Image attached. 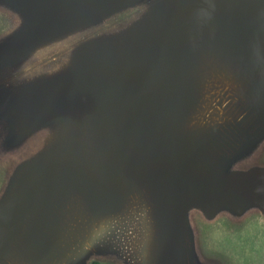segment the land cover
Wrapping results in <instances>:
<instances>
[{
    "label": "rangeland",
    "instance_id": "rangeland-1",
    "mask_svg": "<svg viewBox=\"0 0 264 264\" xmlns=\"http://www.w3.org/2000/svg\"><path fill=\"white\" fill-rule=\"evenodd\" d=\"M188 1L0 0V239L30 182L60 158L78 161L101 184L113 183L111 160L131 106L166 82L171 58L162 57L159 77L125 85L133 66L115 70L105 50L121 43L128 55L132 47L136 66L152 64L161 18ZM171 30L174 40L190 34L193 53L174 87L187 88L182 98L171 90L144 105L165 119L164 128L158 125L165 133L136 121L120 160L119 191L91 190L67 168L52 175L13 242L21 261L264 264V0H207ZM89 65L98 73L84 74ZM117 79V88L107 82ZM179 101L191 117L179 119ZM186 118L196 131L190 125L188 137L177 138ZM135 148L151 150L149 165L134 157ZM76 198L83 214L64 218V206Z\"/></svg>",
    "mask_w": 264,
    "mask_h": 264
},
{
    "label": "water",
    "instance_id": "water-1",
    "mask_svg": "<svg viewBox=\"0 0 264 264\" xmlns=\"http://www.w3.org/2000/svg\"><path fill=\"white\" fill-rule=\"evenodd\" d=\"M206 2L207 0H189L186 6L180 7V9L166 13L161 18L160 34L158 37H156V39L153 42V46L156 52L154 58H152L151 61L152 64L145 66L142 69L141 66L138 70L129 68L132 69L131 71L128 72L129 76L121 80L122 83L126 85L131 80L142 81L143 79L147 78V76L159 77L162 73V65H163L162 57H164V55L167 54V56L171 58L170 75L167 77L166 82L158 87L151 88L150 90L140 94L135 99L133 105L131 106L130 112L122 128L115 152L111 160L110 171H111L113 183L109 185H105V184H101L100 182H97L88 174L87 170L83 165H81L78 162H75L72 159L60 158L59 160H56L49 166H46L44 170L34 179V181L30 182L31 184L27 191L25 200L21 206L20 211L17 214L16 220H14L12 224L13 226L0 239V257L2 256L6 247L12 244L17 239L18 235L22 233L26 225V222L28 221L29 215L31 213V208L33 207L41 190L50 181L49 179L51 178V176L54 175L59 169L67 168L72 170L76 174V176L80 179V181L87 188L91 190L103 192L105 194H109L121 190L124 181L121 176V171L119 166L120 160L128 144L129 138L134 129V125L136 121L138 119H143L147 123L148 127L151 128L152 132L156 130L155 128H157L158 130V128L160 127V119H158L157 114L154 112L153 113L145 112L144 105L151 101L152 102L156 101L160 96L168 93L171 90H174L173 92L175 93L176 92L179 93V91L181 92L180 88L178 89L174 88L180 73L182 57L180 55L178 48L175 45V41L171 30L172 25H174L176 22L184 18H187L199 12L206 5ZM142 57L143 55H141L140 61L146 60ZM104 60L107 61V58L105 57ZM89 67L90 65L87 66V68L83 69L84 74L94 75L98 73V71H95L96 68L90 69ZM109 70L112 71V69ZM119 81L120 80L117 79L114 82L112 81H107V82L110 83L109 84L110 86L117 88L118 86H120V84H122ZM178 96H181L180 93L178 94ZM152 143L153 142H151V145ZM133 154L134 157H136L143 165H149L147 161H151L153 157L151 150L147 148H141V149L135 148L133 150ZM158 156H161V154ZM176 170H179V168L177 167ZM248 176L253 177L255 176V173H251ZM236 177L239 178L238 176ZM231 178L232 177L226 178L225 180H228L226 182L230 181L229 183L231 184V181H233V178L232 180ZM236 181L244 183L246 185L245 178L243 179L239 178ZM253 184L256 185V182ZM165 190L168 194V198H173L171 196L172 190H170L169 187H165ZM228 196H230V194L225 195V197H220L219 200H224ZM173 199L175 200V198ZM207 205L209 206V204Z\"/></svg>",
    "mask_w": 264,
    "mask_h": 264
},
{
    "label": "bare ground",
    "instance_id": "bare-ground-1",
    "mask_svg": "<svg viewBox=\"0 0 264 264\" xmlns=\"http://www.w3.org/2000/svg\"><path fill=\"white\" fill-rule=\"evenodd\" d=\"M262 2V1H261ZM262 6V5H261ZM263 10V9H262ZM263 14V13H262ZM195 15H197V13L195 14ZM195 15H193V16H195ZM211 17V16H210ZM196 25H197V23H196ZM199 28V27H198ZM198 31H200V29H197V32ZM192 35V34H191ZM153 38V37H152ZM155 40V39H154ZM175 41V45H176V47H178L179 49H180V53H181V66H180V73H179V76H181V74H182V72H185V69H186V72H188V63H189V57H191V53H193V51H192V44H191V41H192V38H191V36H190V34L189 33H181V32H179L178 34H177V37H176V39L174 40ZM124 42V41H123ZM126 42V41H125ZM132 42H134V41H132ZM154 42V41H153ZM128 43V42H127ZM121 44V43H120ZM120 44L119 45H117V44H115L114 46H111V47H108V48H106L107 50H105L107 53H106V57H107V62H108V64H109V66H111V67H113L115 70H121L123 67H126V66H128V65H132L133 66V68L134 69H139L141 66H136L135 65V63H136V61L138 60L137 59V57L135 56V58H134V54L135 53H132V47H130L131 49H128L129 50V52H130V55H128L129 53H127L128 51H126L125 49H124V46L123 47H121L120 46ZM190 44V45H189ZM210 44H214V42L211 40L210 41ZM190 47H189V46ZM133 46V45H132ZM211 46V45H210ZM127 48V47H126ZM145 48V47H144ZM147 48V47H146ZM138 50V49H137ZM214 50V49H213ZM204 51H207L206 49L204 50ZM135 52V51H134ZM140 54H141V52H140ZM153 54H155V52L153 51ZM214 54V53H213ZM204 55H206V54H204ZM200 58H202L204 61H206V58H211V54L209 53V54H207L206 56H200ZM137 59V60H136ZM133 61V62H132ZM147 63H149V65H150V62H147ZM137 64V63H136ZM98 67V66H97ZM125 69V68H124ZM123 70V69H122ZM198 70V69H197ZM185 72V73H186ZM227 72V71H226ZM225 75V74H224ZM179 76H178V79H177V81L179 80ZM182 78V77H181ZM184 78V77H183ZM184 79H186V77L184 78ZM177 81H176V84H175V87H176V85L179 83H177ZM181 81V80H180ZM183 83H184V80H183ZM180 85V84H179ZM177 87H179L178 85H177ZM183 87L181 86V90L182 91H185L187 88H184V89H182ZM78 95V93L76 94V96ZM75 102V100L74 101H72V103H74ZM95 103H92V106L94 107V108H97L95 105H94ZM90 105V104H89ZM112 106V105H111ZM176 107H178V109H177V111H179V112H181V101H179V104H177L176 105ZM93 110V109H92ZM98 110V109H97ZM176 110V109H175ZM174 110V111H175ZM87 112V111H86ZM96 112V111H95ZM94 112V113H95ZM99 112H100V110H99ZM178 112V113H179ZM175 115V114H174ZM186 115H188V114H186V113H183L182 114V112H181V114H180V116H179V119L181 118V117H183V116H186ZM96 117H98L97 115H96ZM188 117V116H187ZM185 118V117H184ZM160 119V118H159ZM161 121V120H160ZM177 121V120H176ZM187 121H188V118H186V119H183V120H181L180 122H179V126H181V128H182V126L184 125V130L186 131L185 133H183L182 134V136H180V137H177V138H183V137H188V135H187V133L189 132V127H190V125L188 124H186L187 123ZM160 125L161 126H163V128H164V125H165V119H162V121L160 122ZM187 125V126H186ZM187 128V129H186ZM159 129H161L162 130V133L164 132L165 133V131H164V129H162V127L161 128H159ZM159 131V130H158ZM173 132H172V134L173 135H175V134H177L176 132H174V130H172ZM192 131H196V130H193L192 129V127H191V132ZM178 132V131H177ZM179 134V133H178ZM159 135V134H158ZM190 136V135H189ZM162 137V136H161ZM166 137H168L167 135H165V138ZM165 138H163V139H165ZM91 145V144H90ZM177 145V144H176ZM85 148V147H84ZM84 150V149H83ZM102 150V149H101ZM87 151V150H86ZM80 152V151H79ZM115 152V151H114ZM61 153H62V151H61ZM73 154V153H72ZM81 155H82V153H81ZM76 155H73V156H71L72 158H76L75 157ZM84 156V155H83ZM107 156V155H106ZM59 157V156H58ZM66 157V156H65ZM70 157V156H69ZM60 158V157H59ZM82 158V157H81ZM110 158V157H109ZM181 158V157H180ZM176 161V160H175ZM76 162V161H75ZM78 162V161H77ZM201 168V167H200ZM33 173V172H32ZM34 177V176H33ZM13 212V211H12ZM12 212H9V215H10V217H12L13 219H15L16 220V218H17V214H18V211H17V213H12ZM5 215H4V217L3 218H5V217H7V214H8V212L7 213H4ZM2 216H3V214H1V217H0V219H2ZM9 222V221H8ZM12 224H13V222H12ZM12 224H10V226L12 225ZM1 231V230H0ZM28 233V232H27ZM21 234H19L18 235V237L20 236ZM17 237V238H18ZM22 238H25V237H23L22 236ZM16 240H18V239H16ZM15 240V241H16ZM24 241L25 242H23V246L27 249V251H28V253H29V255H30V257L34 260V262L35 261H38L39 260V255H38V253H37V251H34L33 252V250H34V247H32L31 245L32 244H29L30 245V247L27 245V241H26V239H24ZM30 242V241H29ZM22 243V242H21ZM13 245V250L11 251V252H7L6 254H5V252L2 254V256L5 254V256H7V258H5L6 260H2L1 258V260H0V263L1 264H9V262L11 263V264H28L27 262H23V261H21V259L23 258V253H21V251L19 250V248L17 247V246H14V243L12 244ZM11 245V246H12ZM31 248V251H29V249ZM36 248V247H35ZM25 250V249H24ZM28 256V255H27ZM9 259V260H8ZM25 260V259H24ZM33 262V261H32Z\"/></svg>",
    "mask_w": 264,
    "mask_h": 264
},
{
    "label": "crops",
    "instance_id": "crops-1",
    "mask_svg": "<svg viewBox=\"0 0 264 264\" xmlns=\"http://www.w3.org/2000/svg\"><path fill=\"white\" fill-rule=\"evenodd\" d=\"M47 185V184H46ZM46 185L44 186V188L46 187ZM44 188L41 190V192H40V194H42V192H43V190H44ZM39 194V195H40ZM67 196H69V195H67ZM71 197V196H70ZM67 200H69V198L67 199ZM76 203H77V206H76ZM70 205V204H69ZM68 204H66L65 206H64V209H63V213H64V218L67 216V214H71V216H72V212H73V217L74 216H76L77 218H76V220H78L80 217H81V215L83 214V210L81 209V207H83L82 206V202H81V204H79V201H78V199L76 198V201L72 204V206H69ZM49 206L47 205L46 206V208H48ZM69 207V208H68ZM48 211H50V210H48ZM74 211H75V213H74ZM76 214V215H75ZM73 219H75V218H73Z\"/></svg>",
    "mask_w": 264,
    "mask_h": 264
},
{
    "label": "flooded vegetation",
    "instance_id": "flooded-vegetation-1",
    "mask_svg": "<svg viewBox=\"0 0 264 264\" xmlns=\"http://www.w3.org/2000/svg\"><path fill=\"white\" fill-rule=\"evenodd\" d=\"M206 107H208V104H207V106ZM183 113H186V114H188L189 116L188 117H191V115H190V113H189V111L188 110H185V111H183ZM182 113V114H183ZM188 121H190V123H189V125H193V130H196V128H195V126H194V124H191V120L190 119H188ZM194 121H197V124L199 123L198 122V118H197V120H194ZM187 125H188V123H186ZM182 127H184V125L182 126Z\"/></svg>",
    "mask_w": 264,
    "mask_h": 264
},
{
    "label": "trees",
    "instance_id": "trees-1",
    "mask_svg": "<svg viewBox=\"0 0 264 264\" xmlns=\"http://www.w3.org/2000/svg\"><path fill=\"white\" fill-rule=\"evenodd\" d=\"M93 264H98V262H94Z\"/></svg>",
    "mask_w": 264,
    "mask_h": 264
}]
</instances>
